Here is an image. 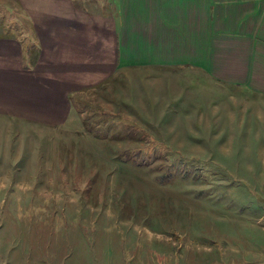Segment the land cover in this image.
<instances>
[{
    "label": "rangeland",
    "instance_id": "obj_1",
    "mask_svg": "<svg viewBox=\"0 0 264 264\" xmlns=\"http://www.w3.org/2000/svg\"><path fill=\"white\" fill-rule=\"evenodd\" d=\"M114 75L62 121L8 120L44 140L0 182V264H264V95L188 64Z\"/></svg>",
    "mask_w": 264,
    "mask_h": 264
},
{
    "label": "crops",
    "instance_id": "obj_2",
    "mask_svg": "<svg viewBox=\"0 0 264 264\" xmlns=\"http://www.w3.org/2000/svg\"><path fill=\"white\" fill-rule=\"evenodd\" d=\"M21 2L26 14L15 16L18 30L0 24V182L37 166L36 145L44 140V127L9 125L10 118L30 111L48 123L62 121L78 88L126 68L188 64L221 85L264 95V0ZM25 157L31 161L21 164ZM14 253L12 264H23ZM40 257L36 264H44Z\"/></svg>",
    "mask_w": 264,
    "mask_h": 264
}]
</instances>
